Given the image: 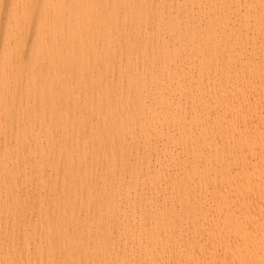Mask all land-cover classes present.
<instances>
[{
  "label": "bare ground",
  "instance_id": "bare-ground-1",
  "mask_svg": "<svg viewBox=\"0 0 264 264\" xmlns=\"http://www.w3.org/2000/svg\"><path fill=\"white\" fill-rule=\"evenodd\" d=\"M58 2L26 164L0 101V264H264V0Z\"/></svg>",
  "mask_w": 264,
  "mask_h": 264
},
{
  "label": "rangeland",
  "instance_id": "rangeland-1",
  "mask_svg": "<svg viewBox=\"0 0 264 264\" xmlns=\"http://www.w3.org/2000/svg\"><path fill=\"white\" fill-rule=\"evenodd\" d=\"M2 1H3V3H7V4H3L2 3ZM17 1V2H16ZM21 0H0V8H1V12H0V62L2 63L3 61H9L10 62V64L9 63H7V61H6V64H5V62H3L2 64H4L3 66H2V64L0 63V66H2V68L3 69H1V67H0V78L3 76V78H1L2 79V81L0 82V84L2 83L3 84V88H2V86H0V101H2L1 99H4V98H9V99H13V105H12V111H11V115H12V121H11V123H10V125L8 126V127H6V133L8 134V143L9 144H11V145H9V147H10V150H11V152H12V150H13V152H12V162L13 163H16L17 161H18V163L17 164H19V165H23V164H26V155L28 154L27 153V151H28V148H29V142H30V140H29V138L27 137L26 138V136L25 137H23L22 138V136H21V138H22V140L21 139H19V136L17 137V138H15L14 136L16 135V129L15 128H18V126H20L22 123H20L21 122V119H23L24 118V121L27 119V121H25V123L26 124H28V126L30 125V126H32L31 124H29L30 123V121H31V118H32V116L35 114L34 113V111H33V109H32V107H31V104L30 103H33V99H32V97L29 95V94H26V93H24V90H25V88L27 87V85L29 84V82L31 81V77H30V67L29 66H31V59H29V58H31V56H32V54H34L35 52H36V50L37 51H39V50H41L42 52L44 51L43 49H45V47H46V51L45 52H47V50L48 51H50V46H51V44L53 43L52 41V39H51V35H53L54 34V36L57 34V32H59L60 30L59 29H57L58 27L60 28V26L62 27L61 29H62V31H60L55 37H56V39H57V41L59 40L60 41V39H62V35H63V37H64V34H65V31H66V29H65V26H64V19L62 18V17H64V15H63V12H60L59 10L56 12L55 11V13H53L54 12V9L55 8H59V2H58V0H55V2H54V0H53V4H52V2H50V0H47V1H49L48 2V4H46L47 3V1L46 0H22V2H24L26 5V10L24 9V7H22V10L24 11H22L23 13H25V14H23L22 15V13H21V6H22V4H24V3H21L20 2ZM30 1V2H29ZM46 1V2H45ZM57 1V2H56ZM61 1V0H60ZM12 2H14V3H16V4H20L21 3V5H19V7H17V5L15 4L14 6H16L17 7V9L18 10H16V8L14 9V7H13V3ZM43 2H44V4H43ZM1 3H2V5H1ZM51 3V5H54L53 6V8L51 9V7L52 6H50L49 4ZM59 4V5H56V4ZM175 4V0H164V4H163V6H164V11H163V15L164 16H167L168 14H169V12H170V10L171 11H173V5ZM4 5H5V7H4ZM44 5H45V8H47L48 7V10H49V14L50 15H45V17L43 16V10L45 9H42L43 7H44ZM24 6V5H23ZM43 6V7H42ZM47 6V7H46ZM61 6V5H60ZM61 8V7H60ZM14 9V10H13ZM13 13H11V12ZM15 11V12H14ZM16 11H17V13H16ZM30 11V12H29ZM54 14L53 15V18L55 17V19H53L54 21L52 22V19H51V12ZM3 12H4V14H3ZM45 12H46V14H47V10L45 9ZM16 13V15L19 13V16L21 17H19L18 16V18H17V16H16V18L18 19H15V14ZM21 13V14H20ZM57 13V14H56ZM11 14L12 15H14V16H11ZM60 14V16L59 17H61V18H59V17H57V15H59ZM48 16H50V19H51V21H49V23H50V26L48 25L49 23H47V21L48 20H45V18L46 19H48ZM12 17V18H11ZM24 17V18H23ZM42 17H44L43 18V20H41L40 21V18L42 19ZM14 18V19H13ZM20 18V19H19ZM26 18V19H25ZM9 19V20H8ZM49 19V20H50ZM119 20V24H120V27H121V25H122V19H121V16H119V18H118ZM11 20H12V24H15L16 23V20L18 21V33H16L17 31V29L15 30L16 32H15V36H14V29H13V27H14V25L13 26H9L11 23ZM15 20V23L13 22ZM21 20V21H20ZM46 21V23H45V21ZM57 20H62L61 22L62 23H60V24H58L57 25V22H60V21H57ZM2 21V22H1ZM19 21L20 22H23L25 25H24V28L22 29V25H20V24H23V23H19ZM25 21V22H24ZM44 21V22H43ZM30 22H31V25L29 26V28H28V26L27 25H29L30 24ZM51 23L52 24H54L53 26H54V28L52 27V25H51ZM15 24V25H16ZM39 24H40V26H39ZM46 24H47V26H49V28L46 26ZM62 24V25H61ZM17 25H16V27H17ZM6 26V27H5ZM58 26V27H57ZM39 27H40V29H39ZM54 29V31L52 30V28ZM10 28H12L11 30H10ZM19 28H21V31H20V33H21V38H23V39H20L19 37H20V33H19ZM26 28V29H25ZM42 28V29H41ZM56 28V29H55ZM6 29V30H5ZM24 29H25V31H27L26 32V34H25V32H24ZM40 31H39V30ZM138 29L139 30H141L142 29V27L141 26H139L138 27ZM44 30V31H43ZM11 31H13L12 33H10ZM42 31V32H41ZM54 33H53V32ZM56 31V32H55ZM45 32H46V35H45ZM147 32H151V30H150V28L149 29H147ZM40 33H41V37H42V39L40 40ZM49 33V34H48ZM53 33V34H52ZM56 33V34H55ZM13 34V35H12ZM29 36H28V35ZM37 34H39L38 36H37ZM61 34V35H60ZM16 35H17V38H16ZM19 35V36H18ZM44 35H45V40H44ZM49 35V36H48ZM6 36V37H5ZM8 37H11V42L10 41H8L9 40V38ZM15 38L16 39V46H15V44L13 43L14 41H15V39L13 40L12 38ZM53 37V36H52ZM55 37H53V38H55ZM58 37H60V38H58ZM4 38H5V41L6 42H4ZM35 38H36V40H35ZM37 38H38V40H37ZM20 41H18V40ZM13 40V41H12ZM24 40V41H23ZM40 40V41H39ZM52 40V41H51ZM108 40H110L109 38H105V40H104V42H106V43H108ZM26 41V42H25ZM43 41V42H42ZM44 41L46 42L45 44L46 45H44ZM11 44H10V43ZM18 42V43H17ZM7 43V44H6ZM13 43V44H12ZM3 44V45H2ZM8 46V45H10L11 46V49H13V50H11L10 49V47L8 48L6 45ZM19 44V45H18ZM35 44H36V47H35ZM22 45V46H21ZM25 45V46H24ZM48 45H50V46H48ZM111 45V48L113 49L114 48V46H113V44L111 43L110 44ZM40 46H41V48H40ZM14 47H16V49H14ZM19 47H22L21 49H19ZM23 47H25V48H23ZM38 47H39V49H38ZM43 47V48H42ZM6 48V49H5ZM35 48H36V50H35ZM6 50V51H5ZM9 50H11L12 51V54H11V51H9ZM17 50H18V52H19V54H18V52H17ZM3 51V52H2ZM4 51H5V54L7 53V51H9L10 53H7L8 55H9V58H10V56H11V59H6L8 56L6 55L5 57H3L4 55H2L3 53H4ZM16 51V52H15ZM40 51V52H41ZM119 52V51H118ZM22 53H23V56H22ZM117 53V52H116ZM121 52H119V53H117V54H120ZM15 54H16V58L14 57L15 56ZM14 55V56H13ZM30 55V56H29ZM2 56V57H1ZM20 56V57H19ZM19 57V58H18ZM3 58V59H2ZM15 58V60H16V63H18V64H15L14 63V61L15 60H13ZM3 61H2V60ZM6 59V60H5ZM20 62V63H19ZM30 63V64H29ZM7 65H8V67L9 66H12L13 67V69H12V67H10L9 68V70L7 69L8 67H7ZM14 65H15V67H14ZM4 68L6 69V70H4ZM11 70V71H10ZM14 70H15V72H14ZM6 71L7 72H9V73H6ZM28 71V72H27ZM6 73V75H5V73ZM15 74L14 76H13V74ZM112 74H114L115 75V73L113 72ZM10 75V76H9ZM11 75H12V77H11ZM9 76V79L7 78V77ZM25 77H26V81H25ZM8 80H7V79ZM0 79V80H1ZM18 79V80H17ZM4 80V81H3ZM7 82H6V81ZM15 80V81H14ZM9 81V82H8ZM18 81V82H17ZM21 81V82H20ZM28 81V82H27ZM13 82H14V84H13ZM10 83V84H9ZM17 83V84H16ZM1 84V85H2ZM7 84H9V85H7ZM6 86V87H5ZM9 87V88H8ZM6 88H8L9 90L7 91L6 90ZM14 88V89H13ZM3 89H5L7 92H5V90H3ZM1 90H2V92H1ZM6 93V94H5ZM2 94H4V95H2ZM8 94V95H7ZM12 94V95H11ZM7 95V96H6ZM4 96H6V97H4ZM19 96V97H18ZM25 100V101H24ZM17 101H19V102H17ZM21 104V105H20ZM29 104V105H28ZM1 105L2 104H0V116H2V113H1ZM34 106H35V104H34ZM19 107V108H18ZM24 112H23V111ZM28 110V111H27ZM18 111V112H17ZM27 114H26V113ZM17 114V115H16ZM31 115V116H30ZM18 116V117H17ZM35 116V115H34ZM18 118V119H17ZM15 120H16V122H15ZM17 125H16V124ZM32 123V122H31ZM23 125V124H22ZM12 128V129H11ZM27 126L25 125V128H24V130L25 131H27ZM10 129V130H9ZM20 129V128H19ZM13 131L15 132V133H13ZM19 132V131H18ZM10 133V134H9ZM13 135H12V134ZM26 135H27V133H26ZM12 136V137H11ZM11 138V139H10ZM25 138V139H24ZM9 139H10V141H11V143H10V141H9ZM16 139L18 140V141H16ZM21 141H22V143H24V144H22L21 143ZM18 142V143H17ZM25 142H27L26 144H25ZM17 144V146H16V144ZM21 143V144H20ZM24 145V146H23ZM25 145H26V147H25ZM21 146V147H20ZM16 147V148H15ZM14 148V149H13ZM17 148H18V151H19V153L17 154V156L15 155V153H17ZM25 149H27V150H25ZM18 155H19V157L20 158H18ZM21 155H23V156H21ZM16 157V160L14 159ZM24 159V160H23ZM22 163V164H21ZM27 169H25L24 170V172H20V174L19 175H17V179H18V181H19V183H18V191H19V193L21 194H23V192H24V194L25 193H32L31 191H36L35 189H34V186H31V185H29L28 186V188L29 189H27L26 190V188H25V186H24V184H22L21 185V180L24 178V177H26V179L27 180H31L32 179V175H30V170H29V167H26ZM27 170V171H26ZM30 172V173H29ZM21 173H22V176H21ZM25 173V174H24ZM29 173V174H28ZM25 176H24V175ZM20 178H19V177ZM29 176V177H28ZM28 177V178H27ZM31 178V179H30ZM21 179V180H20ZM25 179V178H24ZM20 185L22 186V187H20ZM21 188H22V190H21ZM30 190V191H29ZM28 191V192H27ZM21 194V195H22ZM35 223H38V219H35ZM1 231H3V229H0Z\"/></svg>",
  "mask_w": 264,
  "mask_h": 264
}]
</instances>
